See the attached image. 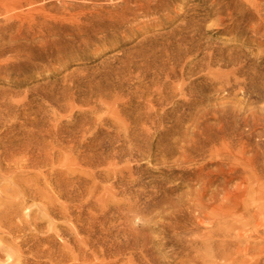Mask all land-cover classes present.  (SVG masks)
<instances>
[{"label": "rangeland", "instance_id": "rangeland-1", "mask_svg": "<svg viewBox=\"0 0 264 264\" xmlns=\"http://www.w3.org/2000/svg\"><path fill=\"white\" fill-rule=\"evenodd\" d=\"M258 1L0 0V264H264Z\"/></svg>", "mask_w": 264, "mask_h": 264}, {"label": "bare ground", "instance_id": "bare-ground-1", "mask_svg": "<svg viewBox=\"0 0 264 264\" xmlns=\"http://www.w3.org/2000/svg\"><path fill=\"white\" fill-rule=\"evenodd\" d=\"M126 1H127V0H126ZM263 1H264V0H263ZM258 2H259L258 0H243V1L241 0V7H242V5L245 3V4H251V5H253V8H254V6H255L256 4H258ZM260 2H261V1H260ZM141 3H142V2H141ZM261 4H262V3H261ZM259 5H260V4H259ZM262 5H263V4H262ZM241 7H240V8H241ZM251 7H252V6H251ZM261 7H262V6H261ZM263 7H264V6H263ZM58 8H59V7H58ZM256 8H257V7H256ZM128 9H129V8H128ZM254 9H255V8H254ZM72 10H73V9H72ZM245 10H246V8H244L243 11H239V12H241V13L243 14V13H245ZM261 10H262V8L257 9V14H256L255 16H254L252 13H250L249 9L247 10V12L249 13V17L253 16V17H255V19H256V17H257V18H259V19H257V21L260 20V21L263 23L264 20L262 19L263 17L261 18V16L263 15V14L261 13ZM77 11H78V10H77ZM83 11H84V10H83ZM218 11H219V10H218ZM262 11H264V9H263ZM232 12H233V11H232ZM232 12L230 13V14H231V17H233V15H234V14L232 15ZM255 12H256V11H255ZM71 13H72V12H71ZM236 13H237V12H236ZM248 13H247V14H248ZM263 13H264V12H263ZM76 14H77V13H76ZM59 15H60V14H59ZM250 15H251V16H250ZM45 16H46V15H45ZM111 16H112V15H111ZM242 16H243V15H242ZM245 16H246V14H245ZM236 17H237V16H236ZM6 18H7V17H6ZM236 19H237V18H236ZM251 19H252V17L250 18V20H251ZM253 19H254V18H253ZM255 19H254V20H255ZM105 22H106V21H105ZM261 22H260V23H261ZM43 23H44V22H43ZM52 23H53V22H52ZM258 23H259V22H258ZM49 24H50V23H49ZM45 25H46V24H45ZM256 25H257V23H256ZM258 25H259V24H258ZM258 25H257V26H258ZM260 25H261V24H260ZM42 26H43V25H42ZM255 27H256V26H255ZM258 27H260V26H258ZM262 27H263V28H261V27H260V28L263 30V29H264L263 24H262ZM256 28H257V27H256ZM256 28H253V30L256 31ZM260 28H259V29H260ZM257 29H258V28H257ZM261 29H260V30H261ZM260 30H258V31H260ZM261 32H262V31H261ZM262 33H263V32H262ZM263 35H264V33H263ZM45 37H46V36H45ZM11 40H12V38H11ZM13 40H14V39H13ZM182 87H183V86H182ZM184 89H185V88H184ZM183 108H184V107H183ZM151 119H152V118H151ZM153 120H154V119H153ZM226 136H227V135H226ZM121 138H122V137H121ZM120 140H121V139H120ZM205 141H207V140H205ZM205 141H204L203 143H205ZM221 144H222V145H225L226 143H225V142H221ZM222 173H224V172H222ZM224 174H225V173H224ZM111 175H112V174H111ZM227 181H228V180H227ZM200 192H201V190H199V195H200ZM91 194H92V193H91ZM198 198H199V197H198ZM0 200H1V199H0ZM0 203H1V202H0ZM200 204H201V208L207 209V207H208V204H207V203H202V202H201ZM2 210H3V209H2ZM0 211H1V210H0ZM214 211H216V208L212 206V208H211V210H210L209 212H210V213H213ZM219 211H220V210H219ZM4 215L6 216V214H4ZM9 215H10V214H9ZM1 224H2V223H1ZM3 235H4V234H3ZM229 253H230V252H229ZM222 257H223V256H222Z\"/></svg>", "mask_w": 264, "mask_h": 264}]
</instances>
